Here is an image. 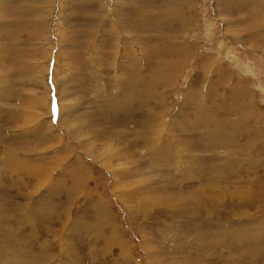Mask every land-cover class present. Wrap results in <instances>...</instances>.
<instances>
[{
	"label": "rangeland",
	"instance_id": "1",
	"mask_svg": "<svg viewBox=\"0 0 264 264\" xmlns=\"http://www.w3.org/2000/svg\"><path fill=\"white\" fill-rule=\"evenodd\" d=\"M170 2L0 0V264H264V0Z\"/></svg>",
	"mask_w": 264,
	"mask_h": 264
},
{
	"label": "bare ground",
	"instance_id": "2",
	"mask_svg": "<svg viewBox=\"0 0 264 264\" xmlns=\"http://www.w3.org/2000/svg\"><path fill=\"white\" fill-rule=\"evenodd\" d=\"M179 1H180V0H171V2H170L169 4H167V5H168V7H169V6L173 7V6L176 5ZM178 4H179V3H178ZM167 5H166V6H167ZM178 7H179V6H178ZM178 7H177V8H178ZM163 10H164V9H163ZM168 11H170V10L168 9V10L166 11V13H167ZM175 11H176V10H175ZM177 11H178V10H177ZM164 12H165V11H164ZM164 12H163V13H164ZM166 13H165V14H166ZM169 13H170V12H169ZM178 13H179V12H178ZM177 15H178V14H177ZM177 15H176V16H177ZM170 16H171V15H170ZM170 16H169V17H170ZM167 17H168V16H167ZM172 17H173V16H172ZM174 17H175V16H174ZM174 17H173V18H174ZM170 18H171V17H170ZM170 18H169V20H170ZM166 20H167V19H166ZM166 20H165V21H166ZM171 20H172V19H171ZM175 20H176V19H175ZM171 30H172V28H171ZM114 40H115V39H114ZM132 94H133V92H132ZM129 95H131V94H129ZM131 96H132V95H131ZM131 96H130L129 99H132ZM115 112H117V111H115ZM125 118H126V117H125ZM140 125H141V124H140ZM137 126H138V125H137ZM145 129H146V128H145ZM144 134H145V132H144ZM139 136H140V135H139ZM138 144H139V143H138ZM145 149H146V148H145ZM3 152L6 153V151H4V150H3ZM7 152H8V151H7ZM0 155H2V152L0 153ZM11 162H12V161H11ZM7 163H8V162H7Z\"/></svg>",
	"mask_w": 264,
	"mask_h": 264
},
{
	"label": "snow or ice",
	"instance_id": "3",
	"mask_svg": "<svg viewBox=\"0 0 264 264\" xmlns=\"http://www.w3.org/2000/svg\"><path fill=\"white\" fill-rule=\"evenodd\" d=\"M54 111H55V107H54Z\"/></svg>",
	"mask_w": 264,
	"mask_h": 264
}]
</instances>
